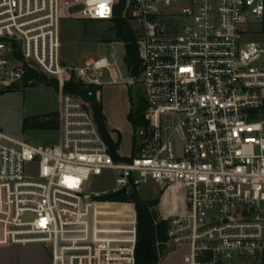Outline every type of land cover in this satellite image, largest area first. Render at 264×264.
Segmentation results:
<instances>
[{"label":"built area","instance_id":"2783aa9c","mask_svg":"<svg viewBox=\"0 0 264 264\" xmlns=\"http://www.w3.org/2000/svg\"><path fill=\"white\" fill-rule=\"evenodd\" d=\"M118 1L0 0V94L28 71L67 80L60 18L110 20ZM247 1L124 0L145 102L135 154L114 161L90 111L70 94L60 99L58 142L0 132V246L47 244L50 264H135L130 196L152 181L176 190V204L161 217L168 244L186 247L183 264L257 260L264 253V44L244 35L248 8L260 16L264 0ZM110 66L102 57L72 69L99 85ZM107 170L115 172L113 186L88 193L89 176Z\"/></svg>","mask_w":264,"mask_h":264},{"label":"rangeland","instance_id":"374dc122","mask_svg":"<svg viewBox=\"0 0 264 264\" xmlns=\"http://www.w3.org/2000/svg\"><path fill=\"white\" fill-rule=\"evenodd\" d=\"M252 9L253 6L248 8L247 31L244 40L264 44V11L256 17L252 13ZM128 23L133 27L132 23ZM111 25L112 23L109 20H76L63 15L59 20L60 56L64 60L63 63L71 67L68 79H55L59 85L56 91L53 87L43 86L42 84L28 87L18 84L11 91L0 94V132L34 144L56 143L60 139L58 129L32 126L23 129V119L58 111L60 99L64 95L61 92L62 83L71 78L80 80L76 78L72 68L82 67L88 59L97 60L105 57L111 65L110 70L100 71L99 85L88 84L98 86L96 99L102 107L108 132H110L112 138H115L117 133L120 135L117 154L120 157H128L131 154L133 143L137 145L140 142V139L136 136L133 140L132 134L140 127L133 126L126 115L130 111L136 112L138 109L145 107V102L138 78L135 79L129 76L122 61L123 44L112 41L113 31ZM109 71L114 77V81L110 79ZM128 80H132L133 84H128ZM260 116L264 119V111L260 113ZM114 178L115 172L109 170L103 171L100 175L91 174L87 180L86 190L88 193H96L111 188L114 184ZM160 188L154 182L149 181L147 185L142 187L139 197L146 200L157 199L156 210L161 216L164 209L168 208L169 202L176 204L178 196L174 188ZM40 247L50 257V246L41 244ZM166 248V255L161 257L157 264H183L182 254L186 251V247H175L166 242ZM245 261L243 260V262ZM250 264L259 263L251 262Z\"/></svg>","mask_w":264,"mask_h":264},{"label":"trees","instance_id":"16d2710c","mask_svg":"<svg viewBox=\"0 0 264 264\" xmlns=\"http://www.w3.org/2000/svg\"><path fill=\"white\" fill-rule=\"evenodd\" d=\"M123 2L124 0H119L114 6L113 16L109 20L112 23L110 26L113 31L112 41L123 44L124 54L122 61L129 76L137 79L140 73V59L136 44L137 32L131 27L128 23V18L123 14ZM21 84L23 87L42 84L43 86L53 87L55 91L58 90L59 87L54 78L46 77L36 71H28L22 79ZM16 86L17 85L8 91L16 88ZM61 92L63 94H70L85 104L92 115L100 136L108 147L111 158L114 161L128 160V157H120L117 154L120 144V135L117 133L115 138H112L110 132H108L106 128L102 107L96 99L98 86L71 78L62 83ZM144 113L145 107H142L136 112L130 111L126 117L133 126L141 127L146 124ZM29 126L44 129H59L58 111L41 116L24 118L22 121L23 129ZM134 138L135 136L133 134V140ZM135 152V144L133 143L130 157L133 156ZM103 199L124 200L127 198L120 195H107L104 196ZM130 199L134 202L136 210L137 239L135 247V264H157L160 258L167 253V221L157 213V199L146 200L140 198L137 194L130 196Z\"/></svg>","mask_w":264,"mask_h":264},{"label":"crops","instance_id":"0c3cea01","mask_svg":"<svg viewBox=\"0 0 264 264\" xmlns=\"http://www.w3.org/2000/svg\"><path fill=\"white\" fill-rule=\"evenodd\" d=\"M252 262L264 264V253ZM0 264H50V257L39 245L0 246Z\"/></svg>","mask_w":264,"mask_h":264},{"label":"water","instance_id":"95a60500","mask_svg":"<svg viewBox=\"0 0 264 264\" xmlns=\"http://www.w3.org/2000/svg\"><path fill=\"white\" fill-rule=\"evenodd\" d=\"M251 2H252V0H248V1H247V5H249Z\"/></svg>","mask_w":264,"mask_h":264},{"label":"bare ground","instance_id":"6f19581e","mask_svg":"<svg viewBox=\"0 0 264 264\" xmlns=\"http://www.w3.org/2000/svg\"><path fill=\"white\" fill-rule=\"evenodd\" d=\"M170 188H174V187H170Z\"/></svg>","mask_w":264,"mask_h":264}]
</instances>
